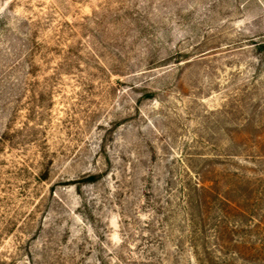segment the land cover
Here are the masks:
<instances>
[{
	"label": "rangeland",
	"instance_id": "374dc122",
	"mask_svg": "<svg viewBox=\"0 0 264 264\" xmlns=\"http://www.w3.org/2000/svg\"><path fill=\"white\" fill-rule=\"evenodd\" d=\"M0 264H264V0H0Z\"/></svg>",
	"mask_w": 264,
	"mask_h": 264
},
{
	"label": "trees",
	"instance_id": "16d2710c",
	"mask_svg": "<svg viewBox=\"0 0 264 264\" xmlns=\"http://www.w3.org/2000/svg\"><path fill=\"white\" fill-rule=\"evenodd\" d=\"M90 180H93L92 178Z\"/></svg>",
	"mask_w": 264,
	"mask_h": 264
}]
</instances>
